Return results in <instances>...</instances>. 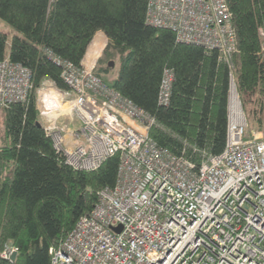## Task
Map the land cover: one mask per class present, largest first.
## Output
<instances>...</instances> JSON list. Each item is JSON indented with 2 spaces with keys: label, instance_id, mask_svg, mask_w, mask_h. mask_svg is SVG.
Returning a JSON list of instances; mask_svg holds the SVG:
<instances>
[{
  "label": "trees",
  "instance_id": "16d2710c",
  "mask_svg": "<svg viewBox=\"0 0 264 264\" xmlns=\"http://www.w3.org/2000/svg\"><path fill=\"white\" fill-rule=\"evenodd\" d=\"M226 3L235 47L225 58L150 27L147 0H0V61L20 64L32 81L24 103L0 109L6 140L0 148V255L5 247L17 253L14 262L0 256V264H50L49 249L93 208L98 191L115 184L117 156L95 171L72 169L54 150L37 109L44 87L67 90L56 62L81 68L98 33L107 41L94 74L153 119L148 134L158 147L196 164L221 154L231 81L246 118L245 140L253 131L264 135V0ZM114 62L119 75L108 85L103 77ZM165 71L173 80L163 106L158 94Z\"/></svg>",
  "mask_w": 264,
  "mask_h": 264
},
{
  "label": "built area",
  "instance_id": "2783aa9c",
  "mask_svg": "<svg viewBox=\"0 0 264 264\" xmlns=\"http://www.w3.org/2000/svg\"><path fill=\"white\" fill-rule=\"evenodd\" d=\"M231 18L226 0H147L150 27L225 58L235 47ZM56 64L67 90L48 85L37 93L54 150L76 171H95L115 156L119 163L114 186L98 191L93 208L49 249L50 264H264V139L245 140L232 81L224 150L196 164L152 141L153 119L97 77L95 61ZM172 80L165 71L163 106ZM31 90L28 69L0 61V109L24 103ZM61 117L80 130L59 127ZM13 252L5 247L0 256L9 260Z\"/></svg>",
  "mask_w": 264,
  "mask_h": 264
},
{
  "label": "rangeland",
  "instance_id": "374dc122",
  "mask_svg": "<svg viewBox=\"0 0 264 264\" xmlns=\"http://www.w3.org/2000/svg\"><path fill=\"white\" fill-rule=\"evenodd\" d=\"M1 27H3V25H1ZM105 44H106V41H105ZM105 44L102 46V48L99 50V52H98V54L96 55V58L93 60V61H95V62H97V60L99 59V57H100V53H101V51H102V49L104 48V46H105ZM118 75H119V64L118 63H116V62H114L113 63V67H110V73L107 75V76H105V77H103V79L106 81V83L108 84V85H110V84H112V82H114V81H116L117 80V78H118ZM45 90H50L49 92L50 93H52V91H51V89H45ZM47 92V91H46ZM65 104V103H64ZM39 105V104H38ZM46 118H43V120H42V125L44 126V124L46 123ZM70 123V121H68V120H66V119H64L63 117H61L60 118V120H58V122H57V125L59 126V127H64V126H66V124H69ZM75 123V121L73 122V124ZM78 126V125H77ZM76 125H74V127L73 128H76L77 127ZM67 127V126H66ZM3 124H2V116H1V111H0V148L1 147H3V146H5L6 145V140L4 139V137H3ZM79 128V130H80V127H78ZM252 136H258V137H261L262 139H264V135H263V133L262 132H260V133H255L254 131L251 133V136L250 137H252Z\"/></svg>",
  "mask_w": 264,
  "mask_h": 264
},
{
  "label": "bare ground",
  "instance_id": "6f19581e",
  "mask_svg": "<svg viewBox=\"0 0 264 264\" xmlns=\"http://www.w3.org/2000/svg\"><path fill=\"white\" fill-rule=\"evenodd\" d=\"M105 38L101 35H98L94 38L90 46L88 47L87 54L85 56V59L83 61V64L87 65L90 62H92L96 55L98 54L99 50L102 48V46L105 44ZM48 97L56 98V96L53 93H50L49 90L46 92Z\"/></svg>",
  "mask_w": 264,
  "mask_h": 264
},
{
  "label": "crops",
  "instance_id": "0c3cea01",
  "mask_svg": "<svg viewBox=\"0 0 264 264\" xmlns=\"http://www.w3.org/2000/svg\"><path fill=\"white\" fill-rule=\"evenodd\" d=\"M98 35H101V36H103L101 33H98L96 36H98ZM104 37V36H103ZM105 38V37H104ZM105 40L107 41V39L105 38ZM101 53H102V51H101ZM100 53V54H101ZM66 125H68V127L69 128H73L74 127V125H76L77 126V124L76 123H74L73 124V122H71L70 124H66ZM78 127V126H77ZM64 142H65V144L69 147V148H71L72 146H73V143H72V136L70 135V132H66V133H64Z\"/></svg>",
  "mask_w": 264,
  "mask_h": 264
},
{
  "label": "water",
  "instance_id": "95a60500",
  "mask_svg": "<svg viewBox=\"0 0 264 264\" xmlns=\"http://www.w3.org/2000/svg\"><path fill=\"white\" fill-rule=\"evenodd\" d=\"M110 67H113V63H110V65H109ZM87 195H86V197H85V199L87 200ZM16 256H17V253L16 252H13L12 253V255H11V257H10V259H9V261L10 262H14L15 261V259H16Z\"/></svg>",
  "mask_w": 264,
  "mask_h": 264
}]
</instances>
